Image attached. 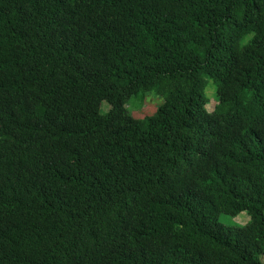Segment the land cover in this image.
Segmentation results:
<instances>
[{"label": "trees", "instance_id": "16d2710c", "mask_svg": "<svg viewBox=\"0 0 264 264\" xmlns=\"http://www.w3.org/2000/svg\"><path fill=\"white\" fill-rule=\"evenodd\" d=\"M0 264H264V0H0Z\"/></svg>", "mask_w": 264, "mask_h": 264}, {"label": "rangeland", "instance_id": "374dc122", "mask_svg": "<svg viewBox=\"0 0 264 264\" xmlns=\"http://www.w3.org/2000/svg\"><path fill=\"white\" fill-rule=\"evenodd\" d=\"M154 99V98H153ZM153 99H148L145 104H143V107L140 110H136L137 107H139V102H133L131 104V107L133 109V116L135 118H144L147 116H152L156 110H157V101H154ZM162 101V100H161ZM216 103L212 101L210 105L207 107L210 112L214 110ZM109 106L107 104L102 106V111L104 113L109 111ZM250 218L246 213L241 214L235 219H232L228 216H221L220 221L226 225H246L249 222Z\"/></svg>", "mask_w": 264, "mask_h": 264}]
</instances>
